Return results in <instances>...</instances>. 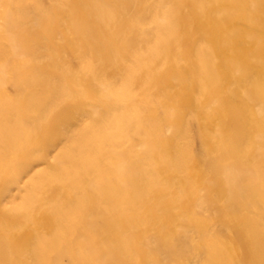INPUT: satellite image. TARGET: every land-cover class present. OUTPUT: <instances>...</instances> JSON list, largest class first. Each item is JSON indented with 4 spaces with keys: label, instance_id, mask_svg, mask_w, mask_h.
<instances>
[{
    "label": "rangeland",
    "instance_id": "rangeland-1",
    "mask_svg": "<svg viewBox=\"0 0 264 264\" xmlns=\"http://www.w3.org/2000/svg\"><path fill=\"white\" fill-rule=\"evenodd\" d=\"M0 264H264V0H0Z\"/></svg>",
    "mask_w": 264,
    "mask_h": 264
},
{
    "label": "bare ground",
    "instance_id": "bare-ground-1",
    "mask_svg": "<svg viewBox=\"0 0 264 264\" xmlns=\"http://www.w3.org/2000/svg\"><path fill=\"white\" fill-rule=\"evenodd\" d=\"M12 42H14V39H13V41Z\"/></svg>",
    "mask_w": 264,
    "mask_h": 264
}]
</instances>
